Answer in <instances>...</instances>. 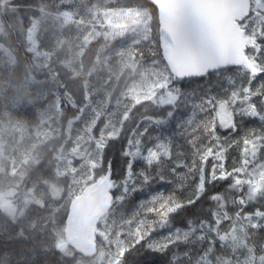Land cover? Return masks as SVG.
Masks as SVG:
<instances>
[{
  "label": "snow or ice",
  "instance_id": "6c2138e0",
  "mask_svg": "<svg viewBox=\"0 0 264 264\" xmlns=\"http://www.w3.org/2000/svg\"><path fill=\"white\" fill-rule=\"evenodd\" d=\"M0 264H264V0H0Z\"/></svg>",
  "mask_w": 264,
  "mask_h": 264
}]
</instances>
